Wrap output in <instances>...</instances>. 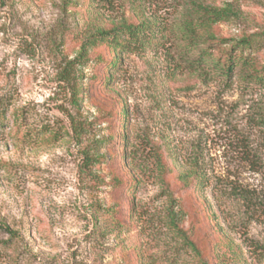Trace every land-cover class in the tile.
Wrapping results in <instances>:
<instances>
[{"label":"rangeland","instance_id":"rangeland-1","mask_svg":"<svg viewBox=\"0 0 264 264\" xmlns=\"http://www.w3.org/2000/svg\"><path fill=\"white\" fill-rule=\"evenodd\" d=\"M2 103L0 264H264V0H0Z\"/></svg>","mask_w":264,"mask_h":264},{"label":"trees","instance_id":"trees-1","mask_svg":"<svg viewBox=\"0 0 264 264\" xmlns=\"http://www.w3.org/2000/svg\"><path fill=\"white\" fill-rule=\"evenodd\" d=\"M217 16H218V13H217V15L212 16V15L209 14V11H208L207 14H206V16L201 17L199 19V23L201 25H204L206 28H208L213 23V21H216L218 19ZM106 34H111V32L110 31H101L100 32V36H105ZM242 43L244 45H246V46H249L248 45L249 44V41H247V40H244ZM219 66H220L221 72L223 74H226L229 77L232 74L233 69H234V66H235V59H234V57H232V56L229 55L227 57V59L223 63H220L219 64ZM5 110H6V107H4V104L2 103V105H0V125L1 126H2V124L5 123ZM124 113H126V112H124ZM47 131H50V130L49 129H46L45 132H47ZM42 132H44V131H42ZM51 136L56 137L57 136V131H52Z\"/></svg>","mask_w":264,"mask_h":264}]
</instances>
